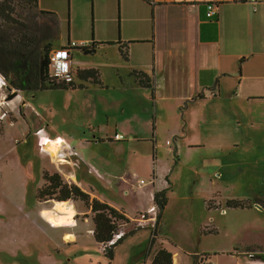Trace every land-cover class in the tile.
Returning <instances> with one entry per match:
<instances>
[{"label": "rangeland", "instance_id": "374dc122", "mask_svg": "<svg viewBox=\"0 0 264 264\" xmlns=\"http://www.w3.org/2000/svg\"><path fill=\"white\" fill-rule=\"evenodd\" d=\"M15 2L13 17L17 22L6 28L14 34L19 29L35 32L42 45L52 41L55 19L39 13L30 1ZM67 20L65 34L69 32ZM59 44L54 42L55 47ZM71 52L74 70L97 58L81 51ZM109 71H102L104 87L76 75L75 88L23 92L31 102L27 106L31 111L25 110L24 120L34 127L35 135L44 129L39 135H47L48 143L52 140L53 144L50 148L48 143L43 146L33 134L21 137L14 126V136H18L22 146L9 155L14 169L6 168L0 178V264H149L154 247L151 252L140 251L154 226L149 220L141 221L136 212L151 204L144 191L151 190V178L156 179L157 175L153 176L154 172L161 174L163 187H167L163 190L167 204L161 210L160 235L180 251L181 264H189V259L191 264H198L200 254H210L218 264H224L226 252L243 248L240 243L252 244L256 238L264 242V226L256 233L251 225L254 219L264 222V213L253 205L259 200L264 206V123L256 124L255 129L260 132L253 134L252 126H248L247 133L235 125L236 116L249 117L247 111L237 114L223 110L221 105L207 111L199 105L191 107L186 116L176 117L162 108L155 135L154 108L148 107L137 90L114 87L115 77ZM194 109L199 113L196 121L192 119ZM205 120L204 125L200 124ZM117 130L122 139H115ZM172 130L177 131L171 135ZM137 137L143 139L139 141ZM155 139L153 148L151 142ZM25 146L29 150H23ZM57 146L69 147V152L55 155ZM42 160L49 161L45 172H59L66 181H74L69 170L78 172L84 167L86 175L77 174L80 184L98 199L124 207L131 214L122 231L142 228L115 248L112 260L96 253L97 248L103 253V248L94 238L89 241L80 235L79 244L64 245V230H43L23 212L33 204L39 208L49 201L36 197L44 183L43 174L36 172ZM80 163L82 168L77 167ZM123 170L125 174H121ZM128 190L130 194L126 195ZM229 199L252 207H230ZM75 203L81 208L76 215L78 220L93 223L84 203ZM67 219L57 221L70 222ZM166 241L158 239L157 244H168ZM97 257L102 258L98 261Z\"/></svg>", "mask_w": 264, "mask_h": 264}, {"label": "crops", "instance_id": "0c3cea01", "mask_svg": "<svg viewBox=\"0 0 264 264\" xmlns=\"http://www.w3.org/2000/svg\"><path fill=\"white\" fill-rule=\"evenodd\" d=\"M209 2L218 6V12L212 18L207 16ZM36 9L43 15L56 18L53 47L55 41H58L59 45L75 42L73 52L81 51L84 55L92 54L97 57L85 62L78 69H97L104 85L102 71L110 70L115 77L114 87L123 91L137 90L142 98L146 99L148 107L154 108L155 135L158 129V115L164 110L162 108H165L166 114L171 112L175 113L176 117H183L191 107L199 105L204 106L207 111L218 105H221L223 110H234L237 114L247 111L249 117L245 119L236 116L235 125L247 133L250 132L249 125L253 128V134L260 132L259 128L255 129V125L264 123V0H38ZM67 19L69 32L65 34ZM77 47H86L88 50L84 52ZM126 50L127 60L122 55V51ZM134 69L144 71L151 78L153 87L123 83L121 75L130 76L129 72ZM8 91L10 90L6 88L0 89V113L7 112L6 116L0 119V178L6 168L14 169V160L9 158V155L19 149L18 146H22L20 141L18 142V136H14V126L21 137L26 138L33 134L38 136L42 145L47 140L45 134L35 135L32 132L34 127L24 120L26 111H31L27 107L31 102L25 99L23 92H19V97L13 101L14 107H11V104L7 107L2 103ZM198 114V110L194 109V121L198 119ZM202 117L204 119V116ZM205 122L206 120L200 124L204 125ZM176 131L172 130L170 134ZM119 133L117 130L115 134ZM137 139L140 141L143 138ZM151 143L154 148L156 139ZM197 144L206 147V144L201 142ZM24 148L23 150H29L28 146ZM38 164L36 172L42 176L45 172L44 166H48L49 161L42 160ZM81 165L82 163L77 167ZM124 170L121 174L126 173ZM79 172L86 175L84 167L78 172L69 170L68 173L74 181L68 182L77 184L89 192L80 184L77 176ZM152 175L156 179L151 178V190L144 191L151 204L146 210L140 209L136 214L156 205L152 204L155 192L167 188L163 187L161 174L154 172ZM125 194H130V191ZM91 196L96 197L93 192ZM75 201L78 200H68L75 206L76 211L57 215L56 219L46 217L49 212L41 213V206L38 208L35 204L23 212L35 220V224L43 230L46 227L64 230V245L79 244L80 235H84L89 241L94 238L93 223L88 225L78 220L76 215L81 208ZM105 202L118 210H124L126 216L132 217L124 207ZM253 205L258 208V212L264 213L261 201L256 200ZM62 217L68 218L70 222L59 223L57 220ZM251 225L252 232L257 233L261 225L264 226V222L254 219ZM140 229L142 228L128 237L135 235ZM150 239L149 230L148 239L141 244V254L143 251H150ZM256 239L252 244L240 243L243 248L238 246L232 252H226L224 264H264L263 260L254 259L251 255L252 252H264V242ZM96 253L104 256V252L100 253L98 248ZM101 258L97 257L98 261ZM92 259L93 257L90 261ZM181 259L180 251L175 248L174 263L181 264ZM210 259L216 264L219 263L215 258Z\"/></svg>", "mask_w": 264, "mask_h": 264}, {"label": "trees", "instance_id": "16d2710c", "mask_svg": "<svg viewBox=\"0 0 264 264\" xmlns=\"http://www.w3.org/2000/svg\"><path fill=\"white\" fill-rule=\"evenodd\" d=\"M34 7L37 6L38 0H27ZM15 0H0V19L4 23L0 25V73L6 79L8 86L11 88L8 91L6 98L12 99L19 92H37L45 89H61L75 88L74 82L63 83L57 81L51 75L50 54L55 48H60L66 45H59L53 48V40L47 41L42 45L39 36L30 30L23 31L19 29L17 33L10 32L6 26L14 25L17 22L13 17L15 11ZM56 21V18L53 17ZM13 26H10L12 28ZM80 49L86 47H77ZM75 49L71 47L70 50ZM123 57L128 59V51H122ZM74 75L83 80H90L95 84L104 87L101 81L100 72L94 68L77 69ZM130 76L122 77L123 83H136L137 85L152 88L151 78L141 70L134 69L129 72ZM74 76V77H75ZM116 135V134H115ZM118 140V139H117ZM44 183L37 190L36 197L38 200H54L68 201L78 200L84 203L85 207L90 211L89 216L93 222V236L96 242L103 248L104 255L112 260L115 254V248L121 244L129 235L135 233L139 227L125 232L123 236L117 239L114 243H110L114 239L115 234L122 230V225L130 222L123 210H118L109 203L102 201L85 191L77 184L70 183L61 176L59 172L49 174L43 173ZM154 202L160 209L151 230L150 249L154 250L150 254L149 264H175L173 261L174 247L168 243L165 245L157 244L158 239L166 241V237L161 233L160 220L162 218L161 210L167 204V197L163 191L155 192ZM210 206V204L208 203ZM227 205L233 208L248 206L241 200L229 199ZM140 214V213H139ZM248 251H251L248 249ZM151 252V250H150ZM254 259L264 261V252H252ZM202 257H211L210 254H200L199 260ZM198 260V263H199Z\"/></svg>", "mask_w": 264, "mask_h": 264}, {"label": "built area", "instance_id": "2783aa9c", "mask_svg": "<svg viewBox=\"0 0 264 264\" xmlns=\"http://www.w3.org/2000/svg\"><path fill=\"white\" fill-rule=\"evenodd\" d=\"M250 2H256V0H248ZM218 12V6L214 2H209L207 4V16L209 18L214 17ZM76 46L75 42L69 43L68 46L60 47L53 49L50 54V66H51V75L59 82L63 83H71L75 80L74 70L72 66V52L70 50L71 47ZM6 88L8 89V83L4 76L0 73V89ZM19 97V94H17L14 98L9 99L7 101L2 102L7 107H14L13 101H15ZM6 98V97H5ZM7 112L0 113V119L4 118L6 116ZM43 129L38 130V134H42ZM122 134H116L115 139H122ZM48 143V140L45 141V144ZM52 140L49 141L48 146H52ZM44 146V145H43ZM77 164V163H75ZM93 170V169H92ZM157 205H152L147 209L145 212L140 213V219L141 221L149 220L153 223H155L156 217H157ZM125 232L120 230L119 233L115 234L114 239L110 241V243H114L117 239H119L121 236H123ZM198 264H216L215 261H212L210 257H202L199 260Z\"/></svg>", "mask_w": 264, "mask_h": 264}, {"label": "bare ground", "instance_id": "6f19581e", "mask_svg": "<svg viewBox=\"0 0 264 264\" xmlns=\"http://www.w3.org/2000/svg\"><path fill=\"white\" fill-rule=\"evenodd\" d=\"M65 148H69V147H65ZM65 148L62 146H57V148L55 149V155H58L62 152H67V151L69 152V149L66 150ZM74 211H76L75 206L68 201L50 200L41 204V213L49 212V214L46 215V217L48 218H56L57 215L61 216V215L71 214Z\"/></svg>", "mask_w": 264, "mask_h": 264}, {"label": "water", "instance_id": "95a60500", "mask_svg": "<svg viewBox=\"0 0 264 264\" xmlns=\"http://www.w3.org/2000/svg\"><path fill=\"white\" fill-rule=\"evenodd\" d=\"M88 50V48H83L82 51L86 52ZM9 90H11V88H8Z\"/></svg>", "mask_w": 264, "mask_h": 264}]
</instances>
